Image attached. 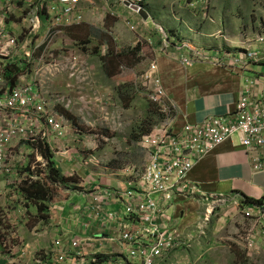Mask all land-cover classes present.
Here are the masks:
<instances>
[{
  "label": "built area",
  "instance_id": "1",
  "mask_svg": "<svg viewBox=\"0 0 264 264\" xmlns=\"http://www.w3.org/2000/svg\"><path fill=\"white\" fill-rule=\"evenodd\" d=\"M118 1L128 3L126 6L130 8L131 5L143 7L144 0ZM80 2L81 0H26L27 7L22 16L23 27L18 33H14L15 28L7 26L4 20L6 13L2 12L0 15L3 18L0 20V175L11 178L15 174L13 161L18 162L22 170H26L23 172L24 176L12 181L13 184L19 180L29 183L38 180L41 172L37 174L36 171L45 172L48 165L47 159L38 150L37 143L46 141L53 151L57 146L54 143H58L68 133L64 117L53 106H49L47 98L38 91L37 85L29 82L28 76L31 71L38 72L45 56L51 55L50 45L55 37L67 27L83 22ZM132 12L137 14L138 11ZM108 13L118 15L113 10ZM131 18L126 16L123 22L130 30L136 31L137 24ZM107 33L112 35L111 31ZM162 33L164 36L152 50L154 54L166 52L171 46H175L179 51L187 49L181 58V64L185 67L204 60L226 64L222 59L219 62V59L210 55L193 51L183 41L177 44L172 39L171 43L170 35ZM239 48L233 55L236 57V66L244 69L252 63L264 64V34L253 36ZM231 54L228 53V56ZM72 60L74 63L78 62L77 57ZM15 75V80L11 82L9 76L12 78ZM261 79H264V73L248 81V90L230 114L209 117L201 123H187L182 130H176L174 108L166 98L158 76V63L152 61L141 74L148 98L166 116L141 141L147 155L145 169L139 178L129 180V186L118 190L98 187L91 193L94 216L106 225L114 222L121 229L130 257L139 258V264H153L179 247V231L171 230L166 205L181 194L194 198L197 186L188 184L186 177L197 161L207 153L238 135L250 158L253 171L264 172V88L259 83ZM24 144L32 147L31 152L38 163L37 170L33 171L36 165H32L31 157H28L22 147ZM118 199L125 201L124 212L110 209ZM205 201L210 208L242 203L249 216H258L259 231L247 238L250 251L258 247L259 241L264 238V204L246 205L243 203L244 198L240 202L224 194L205 196ZM78 246V242L74 243L75 248ZM82 252L80 250L78 253L77 264L98 261L100 254H95L90 260ZM67 257L68 252L60 253L58 261L64 262ZM174 264L190 262L178 260Z\"/></svg>",
  "mask_w": 264,
  "mask_h": 264
},
{
  "label": "crops",
  "instance_id": "2",
  "mask_svg": "<svg viewBox=\"0 0 264 264\" xmlns=\"http://www.w3.org/2000/svg\"><path fill=\"white\" fill-rule=\"evenodd\" d=\"M156 1L157 4L155 0L143 1L150 16L146 22L154 20L168 30L164 21L166 4H160L159 0ZM80 4L83 22L67 27L63 32L66 37L69 33H73V35H83L92 39L96 36L94 28L104 30L110 28L107 30H112V35L107 32L105 34L112 38L114 43L122 45L124 41L130 39V34L127 35L129 28L123 22L126 16H131L141 26L140 30L133 31L138 33V38H133L136 43H140H137L138 46L143 43L142 39H146L148 40L147 47L153 50L164 36L156 27L152 26L153 28H150L152 30L149 31L142 16L134 14L118 0L115 2L114 0H102L100 3L81 0ZM6 6H8L7 9ZM26 7V0H1L0 15L2 12L6 13L4 20L8 27L12 25L11 28L9 27L12 29L18 21H13L10 9H13L12 12H23ZM111 10L117 12L118 15L109 14ZM7 11L10 13L7 14ZM2 19L0 17V20ZM139 20H142L146 30L142 28ZM168 34L171 43L173 40L177 44L183 41V44H191L188 46L193 51L210 55L212 58L219 59V62L222 59L226 63L221 65L204 60L191 67H185L181 64V58L187 49L179 51L175 46H171L166 52L160 51L154 54L152 51L153 61L158 63V76L161 78L166 98L174 108L173 118L176 130H182L187 123H201L209 117L230 114L236 109L241 96L248 90V81L264 73V64L252 63L241 69L234 63L236 57L233 55L236 53L231 54V57L220 50L221 48L216 51L204 49L205 47L198 43L193 44L185 41L186 39H178L177 31L174 34ZM61 42H59L60 47H62ZM106 43H108L107 40L103 43V51L106 47L109 48ZM114 43H110L109 54ZM199 43L203 44V41ZM59 45L55 40L53 47H59ZM130 45L131 49L137 50V45L136 47H133V44ZM140 50L143 49L140 48ZM144 52H142L143 55ZM70 54L72 59L77 55L74 51ZM105 59L107 64L110 58L107 55ZM122 61L121 59V65L117 67L123 68ZM134 62L138 63L137 60ZM12 78L14 81L15 77ZM263 82L264 79H261L259 83H262L264 88ZM251 90L255 91V89ZM53 153L61 173L67 170L65 175L72 174L74 169L79 176L71 179V188L67 184L63 198L58 199L56 205H51L45 221L38 219L36 206L28 202L21 191L24 186L31 183L18 179L19 181L13 184L12 181L19 178V174H14L11 178L0 175V212L4 211L0 213V217L3 218V221H0V264H76L77 249L73 248L76 242L81 244L80 249L87 259L95 254L105 257L104 261L98 264H139V258L130 257L128 246L121 236V229L114 222L110 225L104 224L102 220L94 216L91 207V193L96 188L121 189L125 187V183L129 186L130 181H113L105 179L104 176L96 177L90 174L89 169L84 165L88 162L78 161L80 157L74 150L73 144L70 146L69 143L62 150H53ZM25 171H22L20 176H24ZM186 178L188 184L197 186L194 198L181 194L166 205L168 223L171 225V230L178 229V236L181 238L180 245L174 252L153 264H174L178 260L193 263L196 253H190V249H186V247L189 248L186 242H189L188 236L190 235L198 239L197 234L200 233L203 246L207 245L205 239L208 237L209 231L206 233V230H209V225L206 226L207 222L204 221L206 215L203 212L205 211L204 205H208L205 196L224 194L240 202L243 198L253 200L264 198V172L253 171L250 158L240 143L238 135L199 159ZM4 189H6L5 193H3ZM118 200L113 202L110 209L124 212L126 210L125 201ZM159 200L163 203L160 197ZM231 205L235 206V204ZM136 224L139 225V222ZM68 251L75 254V257H68L64 262H59L58 253Z\"/></svg>",
  "mask_w": 264,
  "mask_h": 264
},
{
  "label": "rangeland",
  "instance_id": "3",
  "mask_svg": "<svg viewBox=\"0 0 264 264\" xmlns=\"http://www.w3.org/2000/svg\"><path fill=\"white\" fill-rule=\"evenodd\" d=\"M101 1L90 0L95 3ZM159 3L166 4L164 21L168 30L154 20H149L146 22L149 31L152 26L161 31L160 34H174L177 31L178 39L198 43L204 49L216 51L221 48L225 53L235 54L248 39L264 34V0H159ZM10 11L13 21H18L14 26V33H18L23 27L24 11ZM96 24L99 26V22ZM137 28L140 30L141 26L137 24ZM107 29L110 28H94L96 36L92 39L75 33H69L68 37L63 33L58 35L51 42V55L45 56L38 72H30L28 80L38 86V91L47 98L49 106H53L64 117L68 126V133L58 143H54L57 145L56 150L73 144L80 157L78 161L88 162L84 165L90 174L113 181L136 180L143 173L147 162L141 141L166 116L148 98L146 84L141 80V74L154 59L152 50L147 47L148 40L142 39L143 43L138 46L139 42L133 40L138 38V33L127 28L130 39L121 45L105 34L109 31ZM55 40L58 45L63 40L62 47H53ZM106 40L109 48L103 51ZM201 41L205 46L199 43ZM111 42L114 47L109 54ZM130 44L133 47L137 45V50L131 49ZM73 51L77 54L76 63L71 58L70 52ZM107 55L110 61L108 59L106 64ZM121 59L123 68L117 67L121 65ZM134 60L138 63L135 64ZM60 108L68 111L74 120L64 116ZM22 147L31 157L32 165H36L33 171L37 170L38 163L31 152L32 147L27 144ZM12 164L15 166L14 173L20 177L24 170L18 162L13 161ZM36 172H41L39 181L47 192L43 200L49 211L52 204L56 205L58 199L63 198L65 187L69 185L71 188V179L79 176L74 169L68 175H65L67 170H64L61 174L66 180L60 183L51 182L47 171ZM204 206V221L207 222L206 226L209 225V230H206V233L209 231L208 237L205 239L207 245L203 246L200 233L197 234L198 239L193 235L188 236L189 242L186 243L189 248L186 249L196 253L190 264H264V238L254 250L248 248L247 238L259 231L258 216H249L242 203L218 208ZM1 212L4 213L3 210Z\"/></svg>",
  "mask_w": 264,
  "mask_h": 264
},
{
  "label": "trees",
  "instance_id": "4",
  "mask_svg": "<svg viewBox=\"0 0 264 264\" xmlns=\"http://www.w3.org/2000/svg\"><path fill=\"white\" fill-rule=\"evenodd\" d=\"M144 5V4H143ZM115 73V72H114ZM12 75V73H11ZM13 77V76H12ZM16 77V75L14 76ZM9 78L11 79V82H13V78H11V76H9ZM61 113L66 116L68 119L74 120V117L66 110L60 108ZM37 147L40 151V153L47 159V169L46 171L48 172V178L51 182H64L66 179L64 178V176L61 174L60 169L57 167V163L56 160L54 158V153L51 150V148L49 147V145L47 144L46 141H39L37 143ZM76 177H74L75 179ZM21 191L24 194L25 199L32 203L33 205L36 206L37 208V212H38V219L45 221L46 217L48 215V211H49V207L46 204V202L43 200L46 195V191L45 188L43 187V185L41 184V181H37V182H33L30 185H26L24 186ZM246 205H262L264 204V198L261 200H253V199H245V201L243 202ZM101 258V262H103L105 259V257H100Z\"/></svg>",
  "mask_w": 264,
  "mask_h": 264
},
{
  "label": "clouds",
  "instance_id": "5",
  "mask_svg": "<svg viewBox=\"0 0 264 264\" xmlns=\"http://www.w3.org/2000/svg\"><path fill=\"white\" fill-rule=\"evenodd\" d=\"M123 5H126V4H123ZM143 7H144V5H143ZM131 11H136V10H133V9H131V8H129ZM144 9H145V7H144ZM146 10V9H145ZM136 15H140L138 12H137V14ZM141 16V15H140ZM150 17V16H149ZM143 18V17H142ZM143 20L144 21H147V19L145 20L144 18H143ZM142 21V20H141ZM136 23V22H135ZM136 24H138V23H136ZM166 33H168V32H166ZM1 219H0V221H3V218L2 217H0ZM79 243V242H78ZM73 248H75L74 247V244H73ZM81 248V244L79 243V246L78 247H76L75 249H77V253H76V255H77V257H78V253H79V251L81 250L80 249ZM82 251V250H81ZM82 253H84V252H82ZM60 255V253H58V256ZM83 255V254H82ZM95 256V255H94ZM93 256V257H94ZM68 257H70V258H74L75 257V254H72V252H70L69 253V251H68ZM67 257V258H68ZM92 257V258H93ZM101 255H99V258H98V261L97 262H90V264H98L99 262H100V260H101ZM92 258H89L90 260L92 259ZM77 261V260H76ZM60 262V261H59ZM77 264V263H76Z\"/></svg>",
  "mask_w": 264,
  "mask_h": 264
},
{
  "label": "water",
  "instance_id": "6",
  "mask_svg": "<svg viewBox=\"0 0 264 264\" xmlns=\"http://www.w3.org/2000/svg\"><path fill=\"white\" fill-rule=\"evenodd\" d=\"M126 5H128V3H125ZM131 9L138 11V13L146 20L149 18V13L147 12V10H145L143 7H138L136 5H131L130 6Z\"/></svg>",
  "mask_w": 264,
  "mask_h": 264
},
{
  "label": "bare ground",
  "instance_id": "7",
  "mask_svg": "<svg viewBox=\"0 0 264 264\" xmlns=\"http://www.w3.org/2000/svg\"><path fill=\"white\" fill-rule=\"evenodd\" d=\"M7 19V18H6ZM29 148V147H28ZM39 150V149H38ZM48 162V161H47ZM48 164V163H47ZM30 184V183H29ZM96 188V187H95Z\"/></svg>",
  "mask_w": 264,
  "mask_h": 264
}]
</instances>
